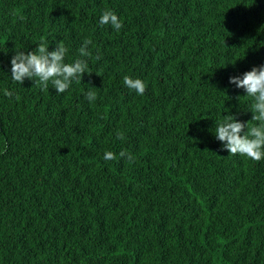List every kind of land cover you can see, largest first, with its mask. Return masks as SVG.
Listing matches in <instances>:
<instances>
[{"label":"trees","instance_id":"1","mask_svg":"<svg viewBox=\"0 0 264 264\" xmlns=\"http://www.w3.org/2000/svg\"><path fill=\"white\" fill-rule=\"evenodd\" d=\"M262 42L264 0H0V264H264V159L214 138L258 123L228 78ZM58 44L90 74L12 81L15 52Z\"/></svg>","mask_w":264,"mask_h":264},{"label":"clouds","instance_id":"2","mask_svg":"<svg viewBox=\"0 0 264 264\" xmlns=\"http://www.w3.org/2000/svg\"><path fill=\"white\" fill-rule=\"evenodd\" d=\"M99 24L109 25L117 32L122 27L121 21L112 10H105L101 14ZM91 43V40L83 41L80 48L82 57L90 55L88 46ZM261 46H264V42ZM66 54L67 49L63 44H58L51 51L44 45L38 46L34 51H17L10 59L11 79L21 85L25 79L38 80L45 89L51 84L57 93H65L73 82H79L84 74H90L85 59L66 63ZM228 84L242 89L245 93L243 96L251 99L248 112L251 113V120L258 123L249 127L247 121L240 120L236 115H225L222 121L216 123L214 138L220 143L221 151L260 161L264 159V64L253 66L241 74L229 76ZM123 85L138 96L144 95L147 88L145 81L127 75L123 77ZM5 95L11 97L13 93L8 91ZM86 98L91 103L97 99V94L95 91H88ZM126 155L129 161L133 160L130 153L126 154L124 151L119 153L120 157ZM116 158V154L111 151H105L103 154L105 161Z\"/></svg>","mask_w":264,"mask_h":264}]
</instances>
